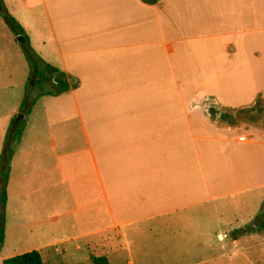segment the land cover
Returning a JSON list of instances; mask_svg holds the SVG:
<instances>
[{"label":"crops","instance_id":"obj_1","mask_svg":"<svg viewBox=\"0 0 264 264\" xmlns=\"http://www.w3.org/2000/svg\"><path fill=\"white\" fill-rule=\"evenodd\" d=\"M3 2L32 3L46 20L42 57L63 74L67 107L37 127L53 133L37 149L21 137L12 155L2 251L25 236L88 246L97 237L110 262L131 259L145 235L150 252L162 243L161 258H179L159 237L191 232L212 249L203 225L250 193L258 204L232 223L260 224L264 132L221 128L210 111L264 99V0ZM20 14L37 19L26 6Z\"/></svg>","mask_w":264,"mask_h":264},{"label":"rangeland","instance_id":"obj_2","mask_svg":"<svg viewBox=\"0 0 264 264\" xmlns=\"http://www.w3.org/2000/svg\"><path fill=\"white\" fill-rule=\"evenodd\" d=\"M3 1V9L24 30L31 48V53L35 57H38L44 64L50 65L42 57L45 52L48 53L51 50V42L49 41L50 39L46 38L48 36L47 29L44 28L46 20L42 14L40 15L38 7L32 3H28L27 5H20L18 3L10 5L5 4ZM24 6L27 7L31 15L37 18L36 20L26 18L24 14H20ZM41 26L43 29L40 28ZM16 32L0 15L1 152L6 142L7 133L11 126L15 124L19 115L24 116V119L17 124L18 129L22 131L23 136L21 135V137L24 142V149L32 150L33 147L37 149L39 143L37 144L36 142H40L41 135L45 134L49 137L53 135L51 131L47 133L37 131V127H42L46 123L51 124L54 120H60L62 118L61 113L65 114L67 107L66 98L61 95L66 91L61 92L62 87L55 86L60 83V81L58 83L55 82V79H58L57 77L51 83L30 90L29 79L32 77V69L28 64L22 45L17 41L18 36H16ZM43 43L45 47H42ZM28 92L30 93L29 97H27ZM25 108L26 110L23 112ZM56 112H58V115L60 114V118L55 116ZM217 125L221 128H229L220 121H217ZM243 127H246V131L250 127L253 132L258 130L264 132V120L255 125L245 123L244 120H236V124L232 129ZM17 145L18 143L14 145L12 153L16 152ZM252 199L254 198L250 193L247 194L244 201L238 200L241 201L240 203L222 204L218 208V214L220 216L219 225L215 223L210 224V226L203 225L202 233L205 239L212 232V249H209L206 245L196 246L192 242L191 232L175 233L176 237L172 238H163L162 235V237H159V241L172 239V243L166 245V247H169V249L172 248V250L168 249L172 257L175 255L179 256V258L165 259L161 258L164 256L162 254L164 251L160 250L163 246L162 243L154 245V252H150L145 241L146 236L143 235L135 239L131 249V259L123 251L109 255L110 262L112 264H124L123 260H130L132 264H264V230L259 229L260 224L255 223V225H252L251 221L247 222L246 225H241L237 222L232 223L235 216L248 217L253 207L258 204L257 200L253 201ZM263 217L264 205L260 214V218ZM206 226L207 228L205 229ZM192 231L195 232L196 229L192 228ZM245 231L246 235H243ZM216 233L224 236L223 241L220 238H218V241L214 240ZM233 237L238 238L235 244L231 242ZM195 239L198 240L200 238ZM91 242L92 244L89 246L86 240H80L77 243L72 241L66 242L65 244H55L47 241V239L35 238L32 240L25 236L22 243L11 244L7 242L1 256L7 259L27 252L38 251L43 257L45 264H90L91 257H100L102 255V252L99 250L98 238H92ZM191 248L194 249L193 252ZM186 254H193V256L198 258L185 259L184 256H187ZM200 254H202L204 259L200 258Z\"/></svg>","mask_w":264,"mask_h":264},{"label":"trees","instance_id":"obj_3","mask_svg":"<svg viewBox=\"0 0 264 264\" xmlns=\"http://www.w3.org/2000/svg\"><path fill=\"white\" fill-rule=\"evenodd\" d=\"M147 5H160V0H140ZM0 0V15L6 20L7 24L16 32V36H23L24 44H21L28 64L32 69V77L29 79L30 90L51 83L54 78L60 79V83L55 85L62 87L61 92L67 91V84L61 80L63 74L56 68L44 64L38 57L31 53V48L24 30L15 23L2 6ZM30 93H27V97ZM264 99L258 96L250 106L242 108H220L219 111L211 109L214 121H220L228 127H234L236 120H244L245 123L255 125L264 120ZM26 108L23 112H25ZM22 131L18 129L17 124H13L7 133L6 142L3 151L0 154V253L4 244V223H5V204H6V185L9 177V165L12 158L13 147L21 139ZM259 229L264 230V217L260 218ZM237 238V237H234ZM2 264H45L43 257L38 251H31L3 260ZM90 264H111L106 257H91Z\"/></svg>","mask_w":264,"mask_h":264},{"label":"water","instance_id":"obj_4","mask_svg":"<svg viewBox=\"0 0 264 264\" xmlns=\"http://www.w3.org/2000/svg\"><path fill=\"white\" fill-rule=\"evenodd\" d=\"M17 41H18V43H20V44H24V38L23 37H21V36H18L17 37ZM58 79H55V82L56 83H58ZM23 115H19L18 116V118L16 119V121H15V124H18L22 119H23Z\"/></svg>","mask_w":264,"mask_h":264}]
</instances>
